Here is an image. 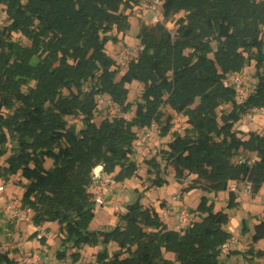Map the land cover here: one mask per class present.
I'll return each mask as SVG.
<instances>
[{
  "label": "trees",
  "instance_id": "trees-1",
  "mask_svg": "<svg viewBox=\"0 0 264 264\" xmlns=\"http://www.w3.org/2000/svg\"><path fill=\"white\" fill-rule=\"evenodd\" d=\"M139 1L0 0L10 20L0 29V144L6 146L9 136L20 142L0 173H20L26 181L21 199L23 209L33 212V225L57 223L65 234L62 246L72 243L70 254L66 249L58 253L61 260L70 255L76 264L80 254L75 249L114 241L119 250L112 256L99 252L96 263L224 264L222 246L232 237L225 229L229 217L206 200L197 208L200 220L184 231L168 229L155 209L139 202L119 216L124 226L118 224L101 238L88 231L95 217L92 170L102 166L111 175L118 169L117 180L133 176L138 131L153 122L162 137L172 135V140L157 155L164 167L156 158L147 161L152 166L148 173L157 174L152 186L168 182L161 175L168 167L182 183L194 176L186 192L218 193L238 182L250 184L254 195L264 184V135L251 132L245 139L234 129L248 110L264 108V1L162 0L166 20L179 12L186 15L175 31L163 23L142 26L141 53L116 82L105 46L115 41L110 36L114 29L130 30L129 11ZM15 32L31 44L13 40ZM253 61L257 85L238 104L225 75L242 73ZM133 81L145 85L133 118L109 116L95 123L98 95H110L124 112L131 109L125 103L126 85ZM85 83L91 88L84 92ZM165 105L187 118L183 135L172 132L173 116L162 120ZM76 116L82 117L80 128L68 121ZM243 151L257 154V160L234 162ZM48 160L52 166L47 168ZM229 193L233 205L235 195ZM263 239L264 221L255 225L251 240ZM171 253L174 259L167 258ZM0 264L17 261L0 251Z\"/></svg>",
  "mask_w": 264,
  "mask_h": 264
},
{
  "label": "rangeland",
  "instance_id": "rangeland-1",
  "mask_svg": "<svg viewBox=\"0 0 264 264\" xmlns=\"http://www.w3.org/2000/svg\"><path fill=\"white\" fill-rule=\"evenodd\" d=\"M144 2L145 0H140L139 4L129 11L128 23L130 25V30L123 34L117 29H114L110 33V36L115 37V41H109L105 46V51L107 56L113 61L116 60L115 56L118 51L124 48H134L135 57L140 55L142 42L139 37V32L142 28L141 18L145 15ZM185 15V12H179L178 14L172 15L168 20L163 17L161 23L165 24L170 30L175 31L178 28L180 18H183ZM9 24L10 20L5 10V6L0 3V29ZM13 40L21 44H31L30 41L20 32H15L13 34ZM213 48L216 50L215 43L213 44ZM112 70H114L116 75L115 81H120V78L125 71L118 69L115 64L112 67ZM261 72L264 73V68ZM239 74L245 81L248 97L254 91L258 82L255 61L252 62L251 66L246 67L245 70ZM33 85L34 84L32 83L31 86ZM144 86V83L140 81H133L131 84L126 85L128 95L125 103H129L132 106L128 112H124L122 106H119L118 103H114L110 95H98L96 97L97 110L95 123L99 124L103 119L110 116L108 108L100 104L99 101L101 99L111 102L115 107H118L122 117L132 119L137 105L143 101L142 95L144 93ZM90 88L91 85L89 83H85V85L82 86L84 92L90 90ZM24 92L26 93L27 89L24 88ZM64 94H67V92L64 91ZM223 109L224 111H230L231 106H224ZM221 110L222 109L218 110L219 114H221ZM163 112L165 117L162 120H165L168 115L173 116L172 132L175 131L176 133L183 135L188 128L186 122L187 118L174 112L166 105L163 107ZM2 113L7 115L8 111L3 109ZM81 119V116L69 117L68 121L71 124H75L77 128H80L82 127ZM234 129L239 132L240 137L245 139L248 138L249 133L251 132L264 135V108H261L260 113L254 115L251 122L246 124H242L241 122L236 123ZM2 131L3 130L0 126V132ZM135 131H137V129H135ZM5 133L8 134L7 131H5ZM11 137L12 138L9 136V141L6 146L0 144V165L3 167H7V158L16 152L20 144V142L17 141V136ZM171 140L172 135L162 137L159 129L158 132L151 134L149 140L143 147H135L134 143L135 152L132 160L136 164V173L133 176L125 177V179L121 180L116 179V175L119 174L118 169L111 174L115 183L107 194L105 205L102 207H95V217L89 222L88 231L98 234L101 238V233L106 234L112 232L118 224L124 226L125 222H120L119 216L126 213L128 205L136 202H139L140 205L145 208L150 207L155 209L158 212L160 219L167 225L168 229L176 230V226L178 225L176 215L172 214L168 219H163L162 204L165 205L167 201L170 202L172 200L173 196L182 192L181 199L174 205L177 208L180 207L187 209L191 214L193 222L200 220L201 215L197 212V208L202 202H204V200H206L208 204H214V211H222L228 215L229 222L225 225V229L237 239V242L229 251H224L222 249L220 259L224 264H248V262H251L252 264H264V255H258V252L264 253V239L257 243H252L251 240L252 235L254 234L255 225L264 221V184L258 193L252 195V193L244 194L243 192L244 185L248 186L249 184L240 183L241 193H233L235 195V204L233 205L230 204V189L218 193L208 192L202 188L189 192L183 191L186 184H189L194 176H190L185 183H182L175 178V170L173 167H168L166 173L161 174L168 180L167 183L152 186L153 180L157 177V174L155 172L148 173V170L152 168V166L148 165L147 161L156 158L161 166L164 167L165 162L157 155L161 150L167 149V144ZM240 159L254 162L257 160V154L243 151L238 157L234 158V162L239 161ZM85 165L86 163H81V166ZM50 166H52V162L51 160H48L46 167L48 168ZM25 184L26 181L21 177L20 173L16 175L0 173V185L5 187V193L0 196V248H4V246L8 244V253H10V255L17 261V264H20L23 257L31 256L35 253L40 255V264H71L72 258L70 255L63 260L58 256L60 251L66 249L70 254L74 249H72L71 242H69L67 246H62L65 234L61 232L57 223H46L41 225V231L39 233L41 234L42 239H38L34 234L36 231H33L34 233L27 236L32 232V228L30 229V222H26L24 219L9 220L3 215L2 210L5 202L12 196L22 198ZM115 203L121 204L122 209L120 212L114 210ZM9 232H12L14 236H6ZM23 241L25 242L26 247L21 246ZM104 250H107L108 254L112 256L114 252L119 250V247L114 241L109 243L100 241L96 246L88 244L82 245L80 248L75 249V251L80 254V260L76 264H98L96 263L97 254ZM166 256L169 259H174L172 253L167 254Z\"/></svg>",
  "mask_w": 264,
  "mask_h": 264
},
{
  "label": "built area",
  "instance_id": "built-area-1",
  "mask_svg": "<svg viewBox=\"0 0 264 264\" xmlns=\"http://www.w3.org/2000/svg\"><path fill=\"white\" fill-rule=\"evenodd\" d=\"M145 15L141 18L142 26L156 25L162 22L163 18V1L162 0H145ZM116 60L114 61L115 66L122 71L128 70L131 62L135 58L134 48H124L120 49L116 54ZM225 85L232 87L236 92V101L238 104H243L247 99V90L246 84L243 77L237 72H229L225 75L224 78ZM100 104L108 108L110 117H119L120 110L118 107H115L111 102H107L104 99H101ZM261 109L255 107L248 110L243 114L240 122L242 124L249 123L253 120L254 115L260 113ZM158 132V125L153 122L150 127L139 130L137 134V140L135 142V147H143L145 143L149 140V137L152 133ZM239 163L241 164H252V161H247L246 159H240ZM192 176V175H191ZM190 176L187 177L189 179ZM91 184L89 187V192L91 193V200L95 204V207H102L107 201V194L110 188L114 185V179L111 175L104 172L102 166H97L92 170L91 173ZM186 179V180H187ZM185 180V181H186ZM230 192L235 194H240V183L232 182L230 185ZM244 194L252 193L251 185H244L243 189ZM5 193V187L0 185V196ZM182 197V192L172 197L170 202H166L162 208V218L168 219L172 214L176 215L177 226L176 229L184 231L188 229L193 223L190 212L185 208L176 207L174 204L177 203ZM122 206L120 203L114 204V210L120 212ZM3 215L9 220H21L24 219L26 222L32 224L33 212L31 209H23L22 199L12 196L7 200L3 207ZM37 227V226H36ZM36 238L42 239L40 228L35 230ZM11 235L9 234V237ZM237 242L235 237H231L223 246L224 251H229L231 247ZM24 247V246H22ZM8 244L0 248L1 252H8ZM20 264H40V255L35 253L31 256H26L21 259Z\"/></svg>",
  "mask_w": 264,
  "mask_h": 264
},
{
  "label": "crops",
  "instance_id": "crops-1",
  "mask_svg": "<svg viewBox=\"0 0 264 264\" xmlns=\"http://www.w3.org/2000/svg\"><path fill=\"white\" fill-rule=\"evenodd\" d=\"M29 226V225H28ZM12 228V227H11ZM32 228V232L31 233H29L27 236H29V235H31L32 233H34L33 231H35L36 229H38V228H40L41 229V226H38V227H36L35 225H30V229ZM21 231V230H20ZM9 234L12 236L13 234H12V232H9V233H7V235L6 236H9ZM35 234V233H34ZM14 236V235H13ZM25 239V238H24ZM23 239V240H24ZM21 246H24V247H26V245H25V242L23 241V243H22V245ZM34 247H37V246H34ZM33 247V248H34ZM17 256H19V255H17Z\"/></svg>",
  "mask_w": 264,
  "mask_h": 264
}]
</instances>
